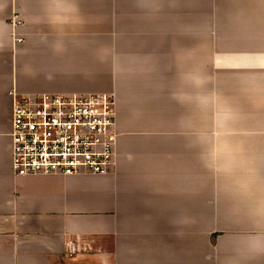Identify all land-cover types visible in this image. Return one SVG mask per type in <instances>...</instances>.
I'll list each match as a JSON object with an SVG mask.
<instances>
[{
  "label": "crops",
  "instance_id": "obj_1",
  "mask_svg": "<svg viewBox=\"0 0 264 264\" xmlns=\"http://www.w3.org/2000/svg\"><path fill=\"white\" fill-rule=\"evenodd\" d=\"M10 93L112 94V169L15 176ZM0 264H264V0H0Z\"/></svg>",
  "mask_w": 264,
  "mask_h": 264
},
{
  "label": "built area",
  "instance_id": "obj_2",
  "mask_svg": "<svg viewBox=\"0 0 264 264\" xmlns=\"http://www.w3.org/2000/svg\"><path fill=\"white\" fill-rule=\"evenodd\" d=\"M10 94L15 176L106 174L114 166L118 131L112 94Z\"/></svg>",
  "mask_w": 264,
  "mask_h": 264
},
{
  "label": "rangeland",
  "instance_id": "obj_3",
  "mask_svg": "<svg viewBox=\"0 0 264 264\" xmlns=\"http://www.w3.org/2000/svg\"><path fill=\"white\" fill-rule=\"evenodd\" d=\"M18 17V16H17ZM15 20V19H14ZM12 21H13V19H12ZM16 24H18L19 23V17H18V19H16ZM21 40V39H20ZM199 41H201L202 42V44H204L205 43V41H206V34L205 33H199ZM106 94H109V93H106ZM112 169V168H111Z\"/></svg>",
  "mask_w": 264,
  "mask_h": 264
}]
</instances>
